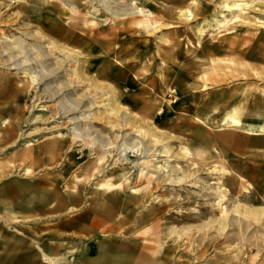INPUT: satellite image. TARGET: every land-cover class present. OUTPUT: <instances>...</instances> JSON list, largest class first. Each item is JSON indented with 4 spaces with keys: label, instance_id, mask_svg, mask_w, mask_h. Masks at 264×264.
Returning <instances> with one entry per match:
<instances>
[{
    "label": "rangeland",
    "instance_id": "obj_1",
    "mask_svg": "<svg viewBox=\"0 0 264 264\" xmlns=\"http://www.w3.org/2000/svg\"><path fill=\"white\" fill-rule=\"evenodd\" d=\"M137 1L138 6L152 12L159 23L158 30L140 28L136 24L141 19L139 15L112 19L93 0H0V22L13 24L0 27V33L5 31L11 38H20L16 29L42 33L44 44L66 49L77 58L76 63L64 68L77 69V75L62 78L76 89L73 97L79 100V95H95L100 91L102 96H98V104H106V98L111 95L114 99L112 107L122 110V113L126 111L131 116L125 128V123L117 117L120 113L113 115L102 107V114L94 115L92 119L94 133L86 146L82 147V143L77 142L64 155L42 157L38 161L28 159L26 167L22 164L19 168L21 163L18 159L23 157L26 150L53 140L48 136L50 132L32 134L30 138L22 137L21 140V132L31 130L34 126L38 130L56 126V122L61 120L42 122L57 110V106H50L51 114L38 109L29 110L32 97L25 99L24 106L18 100L16 90L27 80L15 72H1L11 76L3 88L0 87V113L9 110L10 115L4 117L8 121L7 127L15 129L12 141L17 139V144H4L7 134L0 139V171L5 173L1 175L0 190H3L4 182L10 181L43 184L42 190L38 191V201L32 203L33 208L39 207L38 211L33 214L32 210L26 211L30 219H15L12 215L8 217L5 211H0V215L3 213L7 220H0L3 226L0 231L4 237L6 234L9 236V249L5 250L8 253L15 244L26 242L25 239L28 240L31 233L36 232L34 224L39 222L50 227L46 233L40 234L43 235L41 242L44 246L47 243L56 245L57 242L53 243L54 236H60L58 240L61 237H84L93 243L94 248L97 239L98 242L102 241L104 248L114 251V248L123 245L129 251L133 250L152 260H168L170 264H206L215 255L231 260L239 251L236 248L243 244V239L236 227L227 226V231H222L220 226L226 223L250 224L247 236L254 234L256 238L264 234V212L255 218L252 215L244 218L240 214L229 213L225 219L220 217L219 210L215 208V196L211 194L213 189L220 186L217 185L220 180L227 183L226 186L232 191L231 199L226 204L230 211L238 198L241 204L264 210V135L256 136L243 130L227 128L218 130L225 116L224 111L228 109V101L238 103L237 117L244 124L256 118L264 121V109H259L258 113L252 111L254 104L264 103L256 99L257 88H264V80L255 76L256 70L264 71V0L255 1L253 10L246 11L248 23L239 25L230 34L226 30L231 25L214 29L212 25L203 26L220 12L223 0H196V3L194 0ZM102 4L124 5L127 8L131 0H104ZM187 10L193 15L191 20L184 19L182 13ZM25 24L28 27H24ZM202 26L204 33L200 35L198 28ZM229 48L248 51V55L240 57L239 53H230ZM62 53L55 50L58 62ZM53 63L56 64L55 61ZM243 71L244 75L241 74ZM204 85L210 88L202 90ZM228 91H231L229 96H235L224 100L226 108L221 106L224 103H220L216 110L207 108L196 111L191 108L203 107L211 96ZM170 102L176 111L158 114L165 106L170 108ZM24 116L31 119L38 117L41 124L30 123L34 126L22 129L18 119ZM196 117L209 125L199 124ZM183 121L194 128H203L202 133L196 136L197 141ZM178 124L180 128L176 127ZM59 125L58 131L66 133L63 126L60 128ZM228 132H233L234 136L222 138L221 135ZM146 133H154L161 139L173 156V161L167 162L169 167L176 169L180 166L188 175H193V182L198 184L196 188L169 186L167 178L171 177H162L148 185L145 179L138 178L135 169L131 189H107V184H120V168L127 169L132 165L110 168L112 156L108 155L114 154L113 148L105 152L106 160L99 164L97 154L101 151L100 144L116 145L122 134L148 144L151 139ZM182 146L191 151L190 156L181 153ZM134 155H129V162L135 159ZM193 164L195 166L192 167ZM23 166L29 167L33 175L24 177L21 171ZM212 169L218 170L214 171L216 175L209 172ZM102 183L104 186L101 187ZM132 188L136 191L132 192ZM24 191L13 199L24 194ZM69 197H73L74 201ZM211 207L215 208L214 213L208 211L203 218L196 217L204 208ZM54 224H59V228L53 229ZM259 245V251H254L257 256L255 264H264V242ZM204 250L207 251L204 261L194 260V256ZM246 253L249 254V251ZM0 257L3 259L0 262L2 264L9 255L1 253ZM77 259H83V254L78 255ZM226 260L218 262L222 264ZM73 262L68 260V264H75ZM235 264L245 262L236 261Z\"/></svg>",
    "mask_w": 264,
    "mask_h": 264
},
{
    "label": "bare ground",
    "instance_id": "obj_2",
    "mask_svg": "<svg viewBox=\"0 0 264 264\" xmlns=\"http://www.w3.org/2000/svg\"><path fill=\"white\" fill-rule=\"evenodd\" d=\"M55 1H60V0H55ZM93 1L95 4L96 3L98 4V7H101V8L103 7L102 10L105 11V13L108 16H110V18L112 19H124L130 16H133V15H139L141 16V19L138 20L136 24L140 28L158 30L157 27L159 23L154 19L152 12L138 6L139 1L137 0H131V4L127 8H124L125 7L124 5L123 7H121L120 5L107 6L105 4H102L104 0H93ZM255 1L258 2L259 0H248V1L247 0H223L220 5V12L216 14L212 19H210L211 20L210 22L205 21L206 23H203L204 24L203 26L212 25V29H214V28H224V27L227 28L226 26L231 25V27L227 28L226 31L228 32V34L234 33V30L236 27L242 24L246 25L248 23L246 11L253 10L252 4ZM193 2L196 3V0H194ZM182 14L185 15L184 19L186 20H191L193 17L190 10H187L185 13H182ZM12 25H13L12 23L5 24V23L0 22V27H9ZM169 26L172 27L173 25H169ZM203 26L198 28V32L200 35H203L204 33ZM24 27H28V25L25 24ZM16 32L17 34L20 35V38H11L9 36L10 34L8 35L5 31L3 33H0V80H4L6 78L7 80H9L10 78L8 77L11 76V75H3L4 73H1V72H15V74H21V78L26 79L27 81H24L25 83H23L20 86V88L18 87L16 88L17 93L19 94L18 100H20L24 104V106H26L25 99L26 100L29 98L31 99L32 97V102L29 105V110L32 109L33 111V110L38 109L40 111L41 110L46 111V113L50 112L49 111L50 106L56 105L57 110L55 111V109L53 108L55 112L52 114L50 112L51 114L50 117L42 120V122H46V121L52 122V121H56L57 119H59L61 120V122H56V123L58 125L61 124V126L59 125V127L61 128L63 126L62 128H64V130L67 131L66 133L59 132L58 125L56 126L53 125L51 127H46V128H42L38 130L36 129L34 125L30 124V123L36 124V122L41 124V120L38 117H34L31 119L30 117L27 118V116H24L22 118H19L18 124L20 125V128L23 129L26 126H34L33 128H31V130L27 129V131L29 132L27 131L21 132L20 134L21 136L19 137L20 139L22 137L30 138L34 134L37 135V134H40L41 132H50L48 136H51V139H53L46 145H42L37 148L26 150L23 153V157L18 159V162L21 163V165H19V168L22 166V164L26 167V161L28 159L38 161L42 157L49 158V157H54L58 155L59 156L64 155L63 153H66L72 150L74 147V143H77V142H81L82 147L86 146L89 143V141L92 139V134L94 133V130L91 127V124L93 123L92 119H94V115L102 114L100 112V109L102 107H104V110L106 112L109 111L110 114L118 115L120 113V115L117 117L120 118V121L123 124L125 123L124 125L126 128V124H127L126 122H129L128 119H130L131 116H129L128 113L124 110H123L124 112L122 113L121 112L122 110L120 111L118 109H115L116 107L115 108L112 107L114 99L111 97V95L106 98L107 103L102 106L98 104L96 101L97 98H100L98 96L100 95L102 96V93L100 91H97L95 95H92V94L79 95L80 97L79 100L73 97V94L75 93L76 89H74V87L68 84L66 81L62 80V78H69L70 76L77 75V69L75 68H70L68 70L64 69L65 66H68L69 64L77 62V58L73 56L70 51L66 49H61L59 47H56L55 45L44 44L43 42L44 36L40 32H35V31L33 32L28 29L27 30L19 29V31L16 29ZM54 49L60 53L63 52L62 58L58 56L60 58L59 62L57 61V58L55 57L56 54H55ZM64 51H67V52L64 53ZM229 52L239 53V56L240 57L243 56V58L246 55H248V51H245V52L239 51L238 48H235L233 50L229 48ZM117 56H119L118 53H117ZM53 61H55L56 64H54ZM262 61H264V58H262ZM88 64L89 63H87V65ZM241 74L244 75L245 72L243 71V73ZM255 76L260 80H264V71L256 70ZM41 87L43 89H41ZM202 88H203L202 90H207L210 87L204 85L202 86ZM234 90H236V88H234ZM257 91H258V97H256V99L264 102V88L258 87ZM33 92H35V94H32ZM230 92L231 91L224 92L223 94H220V95H213L207 102H205V105L203 107H200V108L191 107V108L196 111H202L203 109H207V108H213L214 110H216L217 106H219L220 103H224L221 106L226 108L225 101L228 98L231 99L232 97L235 96V95L229 96ZM171 93H173L172 90H171ZM103 101H105V99ZM228 102H229L228 109L224 111L225 116L223 120L220 122L221 124L218 126V130L227 128L229 130H243V131H246L248 134L256 135V136L264 135V121H260L258 118H256L253 121H250L244 124L237 117V114L239 113L238 103L232 104L231 101H228ZM171 103L172 102H170V104ZM175 108L176 107L173 104H171L170 108L165 106L164 109L162 108L163 110L158 111V114H162L163 111L164 112L168 111V113H173L176 111ZM261 108L264 109V103L260 105L254 104V107H252V111L254 113H258L260 112L259 109ZM195 120L199 122V124L201 125H204V126L209 125L204 120L198 117H196ZM0 121H2L0 122L1 123L0 139L2 138L3 135L5 136L7 134L4 137L3 143L6 144L8 142V145L10 146L17 144V139L16 141L14 140L12 141L13 139L12 134L15 133V129L7 127L6 123L8 121L4 116L0 118ZM183 122H184V125H187L188 127H190V130L192 131V135L193 137H195V140H196V136H198V133L199 134L202 133L203 128L200 126L194 128L190 126L186 121H183ZM176 127L180 128V125L178 124ZM8 132H10L11 134H8ZM146 134L151 139V141L148 142V144H143L142 142H138L137 140H134L133 138H129L127 134H122V135L120 134L121 136L116 145H113L112 143H109V144L101 143L100 144L101 151L100 153L97 154V160L99 164H103L105 162L106 157H107L105 152L107 150H110V148H113L114 154L112 153L109 154L108 152L109 154L108 156H112V160L110 161L112 164L111 163L109 164L110 168L122 167V166H125L126 164L132 165L131 167L127 169L120 168V171H119V174H120L119 177L121 178L120 184L118 185L107 184V189L109 191L111 190L115 191V189L118 191V188H122L123 190V187H127L131 189L132 184H134L132 183V181L134 180V170L135 169H137L138 178L145 179L148 185H150L152 182L156 181L157 179H161L162 177H171L170 179L167 178L168 180L167 185L169 186H174V187L188 186V187L196 188L198 184H196V182H193L194 179L191 178L193 177V175L191 176L188 175V173H186L180 166H177V167L175 166L176 169L171 168V166L169 167L167 162H172L173 156L170 153V149L167 148L166 145H164V143H162L161 139L158 138L154 133H146ZM221 136L222 138H231L232 136H234V133L228 132ZM239 136L240 135L238 134V137ZM28 142L30 144L29 140ZM77 147H80V146H77ZM159 147L161 149H159ZM181 151L183 155L185 154V156H190L191 151L189 152V149H187L185 146H182ZM89 154H90V151H89ZM129 155L131 156L134 155L133 157H135V159L129 162L130 160ZM162 157H164L163 160H161ZM35 164H36V161H35ZM24 166L21 169V171H23V176L29 177L30 174H32L33 172H31L32 170L30 171L29 167L24 168ZM193 166L195 165L193 164L192 167ZM96 169H98V163L96 164ZM214 171H218V170L212 169L209 172L215 173L214 175H216V172ZM174 172H177V174H174ZM223 172L224 170H222V174ZM1 175H5L3 170L0 171V179L3 178ZM220 182L221 181L219 180V182L217 183V185H220V186L213 189L211 192V194L215 196V201H214L215 208L219 210L220 217L225 218L226 216H228L229 213L231 214L236 213V214H240L239 215L240 217L243 216L245 218V217H249L250 215H252L255 218L260 213L264 212V210L253 208L246 204H241L240 198L236 200V204H234L233 208L230 211L226 204L231 199L230 193L232 191L230 188H228L229 186H226L227 183L225 184L224 182H221V183ZM211 184L215 185L216 182H212ZM100 186L102 187L104 186V184L102 183ZM22 190H26V187L24 184H18L15 182H6V183L4 182L3 191L0 192V211L6 210L7 214H13V213H10L12 212V210H9L8 208L9 205L11 204L10 203L11 201L9 199L10 198L13 199V197L19 192H22ZM134 191L136 190L132 188V192ZM244 192H247V190ZM244 197L246 196L244 195ZM115 199L116 201L118 200L117 198ZM132 199L135 201L140 200V198H132ZM213 208L214 207H211L208 209L204 208L201 212L196 214V217L199 219L203 218L205 215L208 214V211L214 213L215 208L214 209ZM223 218H221V220ZM0 220L5 221V222L7 221L4 218L3 213L0 215ZM4 225H6L7 228L10 227L9 224H4ZM227 226L228 228L230 226L236 227V229L240 233L239 235L243 239L242 241L243 244L242 245L240 244V246L236 248L239 251L235 253L234 257L231 260H229L228 257H222V256L215 255V257L211 260H208L206 264H220L218 262L219 260H221L222 262V260H226V259L227 260L224 261L222 264H235L236 261H238V263L245 262V264H255V261H256L255 257L257 256L254 254V251L256 252L259 251L260 242L261 243L264 242V234H261L259 237H256V238L254 237V234L253 236H247L246 232L248 231L250 224L242 225L238 223L237 224H231V223L227 224L226 223V225L224 224L220 226L222 228L220 229L222 231L223 230L225 231ZM2 228L3 226L2 224H0V229ZM35 231H36L35 233L34 232L31 233L30 237L28 238L26 242H23L20 245L15 244V247L9 253L8 251H5L8 248L9 243H10L9 236L6 234V237H4L0 231V254L3 253V255H7V254L9 255V257L2 264H68V260L75 261L73 262L75 264H170L168 260H163V261H159L158 259L152 260L150 259V257L143 256L142 254H138L134 252L133 250L129 251L128 248H125V246L123 245L119 248H114V251H113V250H110L109 248H104V246L97 245V244H95V248H94L92 247L93 243L91 241L89 242L79 241L78 239H77L78 243L81 244V248H80L81 252L72 253L71 255H68L69 257L62 255L63 258H61L62 256L60 255V253L56 252L59 249V246L57 244L53 246L49 245V243H47L46 246L42 244L41 237L43 235L41 236L40 234H42L43 231H45L44 227L39 224L35 225ZM64 244L65 245L63 246V248H65L67 251H70V253L75 250L74 244L70 242H67ZM205 250L198 253L196 256H194V260L203 259L207 252ZM246 251L247 252L249 251V254H247ZM112 252H115V253L112 254ZM81 254H83V259L78 261L79 259H77V257L78 255H81ZM2 260L3 259L0 257V262Z\"/></svg>",
    "mask_w": 264,
    "mask_h": 264
},
{
    "label": "crops",
    "instance_id": "obj_3",
    "mask_svg": "<svg viewBox=\"0 0 264 264\" xmlns=\"http://www.w3.org/2000/svg\"><path fill=\"white\" fill-rule=\"evenodd\" d=\"M6 80H7V78L4 79V80H0V87L3 88V84L6 82ZM5 89L8 90V88H5ZM8 115H10L8 109L7 110H3L0 113V116H8ZM18 182L23 183L25 185V187H27L26 186V184H27L28 188L26 189V191H24V194L16 196L15 197L16 199L10 200L11 204L9 205L8 208H9V210H12V212H10V213H13V214H7V211L6 210H4V211L7 214V216L12 215L15 219H23V220L30 219V215H28L26 213V211L27 210H32V212H31L32 214L38 211L39 207L33 208L32 207V203L34 204V203H36L38 201V198H39L38 197V195H39L38 191L42 190V187H43L42 185L43 184L42 185L40 183L32 184V183L21 182V181H18ZM2 191L3 190L1 189L0 192H2ZM30 198H32V199L30 200ZM69 199L71 201H74L73 197H69ZM40 211H41V209H40ZM38 220H40V219H38ZM34 225H38V224H34ZM39 225L43 226V224H41L40 222H39ZM59 226H60L59 224H54V226L52 228L53 229H57V228H59ZM43 227H44L45 231H43L42 234L46 233L47 229H50V227H48V226H43ZM57 237L59 238L60 236H54L53 237V243L57 242V245L59 246V249L56 252L60 253L61 256L62 255L63 256H68V255H71L72 253L81 252V250H80L81 244L78 243V240L79 241H88V242L90 241L89 239L84 238V237L71 238V239H70V237H61L60 240H58ZM96 240H95V244L101 245L102 241L98 242ZM25 241H27V240L25 239ZM60 242H64V243L70 242V243L74 244L75 245V250L70 253V251H67L65 248H63V246L65 245L64 243H63V245H59ZM63 256L61 258H63Z\"/></svg>",
    "mask_w": 264,
    "mask_h": 264
}]
</instances>
